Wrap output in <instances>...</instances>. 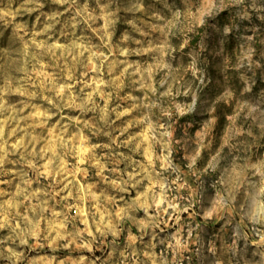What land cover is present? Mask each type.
Returning a JSON list of instances; mask_svg holds the SVG:
<instances>
[{"label": "clouds", "instance_id": "obj_1", "mask_svg": "<svg viewBox=\"0 0 264 264\" xmlns=\"http://www.w3.org/2000/svg\"><path fill=\"white\" fill-rule=\"evenodd\" d=\"M0 264H264V0H0Z\"/></svg>", "mask_w": 264, "mask_h": 264}]
</instances>
